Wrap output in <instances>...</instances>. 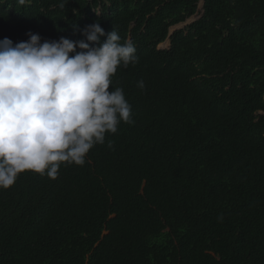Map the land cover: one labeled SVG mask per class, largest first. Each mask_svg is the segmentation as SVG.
I'll return each instance as SVG.
<instances>
[{"label":"trees","instance_id":"obj_1","mask_svg":"<svg viewBox=\"0 0 264 264\" xmlns=\"http://www.w3.org/2000/svg\"><path fill=\"white\" fill-rule=\"evenodd\" d=\"M201 1L0 0V40L98 22L139 58L110 86L134 123L0 189V264H264V0H204L159 48Z\"/></svg>","mask_w":264,"mask_h":264},{"label":"clouds","instance_id":"obj_2","mask_svg":"<svg viewBox=\"0 0 264 264\" xmlns=\"http://www.w3.org/2000/svg\"><path fill=\"white\" fill-rule=\"evenodd\" d=\"M27 35L18 43L0 40V189L25 171L56 179L62 164L83 166L106 134L117 133L121 122L134 123L123 89H110L119 67L139 62L131 41L121 43L113 29L101 42L105 30L98 22L84 29L88 42Z\"/></svg>","mask_w":264,"mask_h":264},{"label":"rangeland","instance_id":"obj_3","mask_svg":"<svg viewBox=\"0 0 264 264\" xmlns=\"http://www.w3.org/2000/svg\"><path fill=\"white\" fill-rule=\"evenodd\" d=\"M201 14H202V3L200 2L197 12L194 15H192L191 17H189L183 23L172 26L170 28L169 34H173L176 30H179V29H186L191 23H193L198 18H200ZM169 44H170V37H168L163 43H161L159 45V48H161V49L169 48Z\"/></svg>","mask_w":264,"mask_h":264},{"label":"water","instance_id":"obj_4","mask_svg":"<svg viewBox=\"0 0 264 264\" xmlns=\"http://www.w3.org/2000/svg\"><path fill=\"white\" fill-rule=\"evenodd\" d=\"M202 3V7H203V4H204V0L201 1ZM201 17V16H200ZM172 34H169V37L171 36ZM170 45V44H169Z\"/></svg>","mask_w":264,"mask_h":264}]
</instances>
